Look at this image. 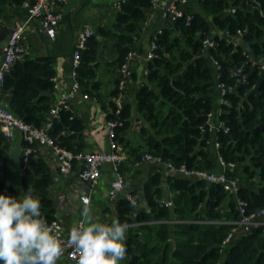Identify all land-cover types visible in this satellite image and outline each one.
Listing matches in <instances>:
<instances>
[{"label":"trees","instance_id":"16d2710c","mask_svg":"<svg viewBox=\"0 0 264 264\" xmlns=\"http://www.w3.org/2000/svg\"><path fill=\"white\" fill-rule=\"evenodd\" d=\"M26 1L30 0H0V25L7 10ZM152 6V0H125L113 28H102L88 39L76 69L77 82L87 96L100 89L96 79L101 39H115L113 65L121 71L140 39ZM206 40L213 41L214 46L206 45ZM152 42L155 49L146 62V81L134 103L119 108L111 102L107 121L121 124L116 128V141L131 145L127 135L136 120L140 141L135 147L129 146L133 164L149 153L176 167L214 171L208 120L217 101L216 87L223 83L228 92L221 105L219 154L226 164L236 165L228 174L238 180V197L247 204L248 212L264 208V83L259 94L246 99L264 66V0H201L198 12L186 11L169 21L152 35ZM243 42L251 49L247 50ZM54 62L48 56L16 60L5 76L1 101L15 117L35 128L44 129L52 120L47 132L55 145L74 154L84 153L85 124L72 108L52 119ZM240 67L248 75L245 83L233 75ZM122 77L121 71L114 98L124 93ZM133 77L132 72L126 86ZM6 142L0 129V161L6 158ZM37 146L32 145L34 152L24 170L23 191L34 190L42 202L41 213L51 224L59 219L50 194L54 174L48 160L37 155ZM155 167L145 186L149 212L140 204L134 205L129 197L114 205L116 219L129 226L127 252L120 264H264V227L239 234L222 247L234 227L232 223L241 218L234 194L222 184L181 176L169 177L165 189L163 166ZM4 189L0 182V193L4 194ZM166 194L172 206L162 203ZM9 195L16 197L17 193L11 189Z\"/></svg>","mask_w":264,"mask_h":264},{"label":"crops","instance_id":"0c3cea01","mask_svg":"<svg viewBox=\"0 0 264 264\" xmlns=\"http://www.w3.org/2000/svg\"><path fill=\"white\" fill-rule=\"evenodd\" d=\"M119 0H49L50 6L62 14V20L57 29L55 38H49L42 31L37 20L29 21L30 14L27 8L15 6L7 10L5 19L1 22L0 32L5 29H15L20 24L28 22L23 34L22 45L24 46V59H36L40 57H53L56 75L54 77V99L53 107L59 101L63 93L68 92L74 82V67L72 63L73 53L78 43L79 33L89 29L99 34L100 30L113 28L117 20L118 8L116 7ZM174 0H159L156 5L148 12V18L142 27L140 39L135 45L134 54L129 61V67L135 77L130 81L128 86L123 90L124 93L114 98L113 92L116 89L117 80L121 71L114 67L116 60L115 39L106 37L101 39V58L98 70L97 82H100V89L97 94L85 93L82 89L72 98L71 108L74 115L82 120L85 124L83 138L86 143L84 153L107 152L110 150V137L107 127V116L111 112V102L117 105L133 104L135 96L141 85L146 81V62L151 51V37L158 30L169 23L167 11L169 5ZM201 0H188L186 11L195 13L200 10ZM98 38H101L98 35ZM4 49L0 50V65L3 60ZM21 57V58H22ZM216 104L213 111L212 129L210 130L209 144L216 162L215 172L221 173L223 166L220 161L219 151L216 149L218 134L223 123L220 119L224 99L221 95L219 85L216 87ZM0 102L1 101L0 96ZM4 107V106H3ZM139 127L135 120L132 129L127 137L132 146L139 143ZM6 158L0 161V182L4 185V194L13 189L16 191V198H22L25 194L23 191V174H24V152L25 141L21 130L14 128L10 139L6 138ZM129 145V146H131ZM125 160L121 167L125 176L127 197H134L138 204L144 202L141 196L142 189L145 190L146 183L156 172L155 164L151 161L133 164L129 146L120 144ZM37 155L48 160L53 174L54 183L50 189V194L54 199L57 209L58 218L62 222L65 231L70 232L74 226L87 218L82 216L84 203L82 197H90V206L100 222L110 223L116 219L114 210L115 203L119 198H123V193L117 200L110 197L111 182L114 178L112 164H106L102 171V177L98 184L91 186L79 178L81 164H76L69 174H62L58 169L57 158L51 147L47 145H38L36 148ZM164 185L167 189V179L172 176V172L163 167ZM169 194V191H165ZM146 193V191H145ZM166 194L165 201L170 200ZM145 209V208H144ZM147 210V209H145ZM148 211V210H147ZM149 212V211H148ZM66 260H58L57 264H65Z\"/></svg>","mask_w":264,"mask_h":264},{"label":"built area","instance_id":"2783aa9c","mask_svg":"<svg viewBox=\"0 0 264 264\" xmlns=\"http://www.w3.org/2000/svg\"><path fill=\"white\" fill-rule=\"evenodd\" d=\"M63 1V0H61ZM125 0L117 1L116 7L118 10L121 9V4ZM159 0H152V4L156 5ZM188 0H174L168 7L167 17L169 21H175L178 18L182 17L186 13V4ZM27 8L30 14L29 21L37 20L40 28L49 38H55L57 34V29L62 20V14L58 11H55L49 3V0H30L24 2L22 5ZM190 19V17H189ZM18 25L12 32L9 37L8 44L4 48L3 60L0 65V96L2 95L3 86L5 83V76L16 62L24 54V46L22 45V34L28 24ZM95 32L89 29H85L79 33L78 43L73 53L72 63L74 67V79L75 82L72 88L62 94L59 101L51 110L52 119L58 118L62 110L71 109V100L72 98L80 91V85L77 82L76 69L81 62V51L86 47L88 39L94 36ZM227 37H230V33H226ZM208 46H214V42L211 40H206L204 42ZM155 49V44L152 42L151 51L147 60L152 58V51ZM133 52L130 53L127 58V62L122 67V79L120 80V88L124 89L128 83V80L132 74V71L129 67V61L133 56ZM216 68H219L217 61L214 62ZM233 75L239 79L240 82L245 83L248 80V75L244 73V67L237 68ZM219 89L222 97L228 92V87L219 83ZM85 97L88 96L85 94ZM119 108L123 106L118 104ZM212 118L213 113L209 115L208 125L209 129H212ZM53 121L50 120L44 129H38L31 125L26 124L22 120L18 119L7 110L0 102V129L4 133L5 137L10 139L12 136V130L17 128L22 131L24 136V141L26 144L24 152V167L28 165V158L34 152L32 145H47L52 148L54 154L57 158L58 169L62 174H69L73 171L76 164H81L79 170V178L81 181L95 186L98 184L99 180L102 177V171L106 164H112L114 170V178L111 182L110 197L112 200H117L120 195L124 192L126 187L125 176L121 170V164L125 160L124 153L122 152L121 146L116 141V128L121 124L115 121H107V127L110 137V150L107 152H94V153H80L74 154L64 148H60L55 145L54 140L48 135V130L51 128ZM216 149L219 151L221 147L220 143L217 141L215 144ZM221 158V156H220ZM151 161L155 165L167 167L171 172L172 176H181L188 178H195L200 180H205L210 183H219L222 184L227 191L236 196V202L238 205V210L240 213V219L233 222L234 225L231 233L224 240L222 247L229 245L239 234H249L253 228L264 227V208H261L255 212L249 213L247 210V204L238 197L239 191V182L236 178L229 177V171H234L236 165L234 163L226 164L222 158L220 159L223 166V171L217 173L215 171L208 170H190L185 166L176 167L171 162H163L161 158L154 157L153 155L146 153L141 162ZM140 162V163H141ZM140 163H137L139 165ZM87 197L90 201V197H82V202L84 203V198ZM131 202L134 205L138 206V201L130 197ZM167 206H172V201H163ZM85 223L84 220H81L77 225ZM51 225L57 228L61 233L60 239L63 245L64 251L61 257L58 260H66L65 264H77L79 253L74 248L70 238L69 233L66 232L62 222L54 220Z\"/></svg>","mask_w":264,"mask_h":264},{"label":"clouds","instance_id":"9594fccd","mask_svg":"<svg viewBox=\"0 0 264 264\" xmlns=\"http://www.w3.org/2000/svg\"><path fill=\"white\" fill-rule=\"evenodd\" d=\"M29 188L22 198L0 193V264H57L64 248L61 233L41 213V199ZM82 216L69 238L78 251L77 264H120L126 256L128 224L100 222L84 198Z\"/></svg>","mask_w":264,"mask_h":264},{"label":"water","instance_id":"95a60500","mask_svg":"<svg viewBox=\"0 0 264 264\" xmlns=\"http://www.w3.org/2000/svg\"><path fill=\"white\" fill-rule=\"evenodd\" d=\"M12 32H13V29H5V30L0 32V50L4 49L6 47V45L8 44V41H9V37L12 34ZM243 45L247 48V50L251 49L250 46L246 42H243ZM263 83H264V66L262 67V72L260 74V77H259L256 85L249 91V93L246 96V99H249V97L252 96L253 94H259L260 88L263 85ZM5 195H9V192H5ZM127 195L128 194L124 191L122 197L125 198V197H127ZM141 196L143 197L144 202H141L139 206L141 208H145L148 211H150V206L146 200V197H145L146 193H145L144 189H142V191H141ZM119 199H121V197Z\"/></svg>","mask_w":264,"mask_h":264}]
</instances>
